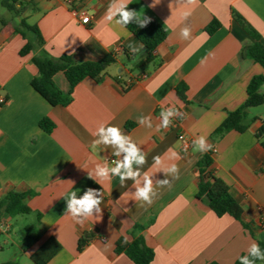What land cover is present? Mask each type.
Wrapping results in <instances>:
<instances>
[{
    "label": "crops",
    "instance_id": "crops-1",
    "mask_svg": "<svg viewBox=\"0 0 264 264\" xmlns=\"http://www.w3.org/2000/svg\"><path fill=\"white\" fill-rule=\"evenodd\" d=\"M22 1V17L9 11L7 16L0 14V98L6 99L0 104V200L11 192H32L25 202L36 219L40 215L42 232L27 251L23 241H12L22 258L31 260L53 237L62 248L48 264H135L116 252V244L121 239L131 242L137 225L155 252L154 264H234L248 253L250 244L264 234V145L257 137L264 116H255L256 122L244 133L232 130L217 138L213 133L245 102L251 79L264 75L259 63L243 56L253 40L234 18V13L241 15L264 44V0H197L195 5L155 0V7L150 6L153 0H130L129 9L158 21L168 32L155 60L140 67L135 63L145 58L142 42L128 28L116 25L115 17L113 22L104 20L111 0ZM112 2L115 6L119 0ZM81 10L91 16L87 25L74 13ZM185 11L191 14L183 19ZM22 18L38 27L44 39L39 45L35 35L24 30L35 44L25 56L20 50L27 39L16 30L23 31ZM214 19L221 27L209 34L206 27ZM185 27L190 29L188 39L181 34ZM129 45L140 50L133 53ZM43 51L55 58L67 55L74 62L98 61L110 53L118 59L99 80L79 83L68 106H51L31 85L39 75L33 57ZM129 54L137 55V60L131 61ZM54 81L64 93L70 92L63 72ZM180 83L187 85L186 101L177 95ZM170 107L180 111L179 123L159 129L160 112ZM141 116L151 117V128L138 123ZM44 118L55 124L51 133L40 127ZM101 124L120 127L146 154L145 164H133L140 172L136 181L126 178L121 185L119 177L98 182L89 178L96 164L114 167L110 159L124 156L115 157L114 150L103 144L91 147L99 139L93 133ZM181 133L192 140L188 151H183ZM200 136L212 145L213 169L229 185L250 229L230 215L217 216L197 198L198 162L206 153L193 144ZM173 151L180 159L171 158ZM174 163L178 179L168 172ZM145 173L152 180L150 206L134 198L137 188L144 186ZM88 188L103 193L102 214L80 224L65 213L64 198L71 191L79 198ZM12 221L0 216L4 224L0 236L11 237ZM83 237L88 243L80 251ZM14 257L0 264L11 260L22 264Z\"/></svg>",
    "mask_w": 264,
    "mask_h": 264
},
{
    "label": "trees",
    "instance_id": "trees-1",
    "mask_svg": "<svg viewBox=\"0 0 264 264\" xmlns=\"http://www.w3.org/2000/svg\"><path fill=\"white\" fill-rule=\"evenodd\" d=\"M1 5L16 17H22L25 6L22 0H1ZM235 20L252 38V43L245 47L243 56L254 60L264 68V44L261 41L260 34L238 13H234ZM145 27L140 28L135 22L127 25L128 28L143 44L145 49V58L135 63L140 67L155 60L156 49L166 40L168 32L166 28L154 19H148ZM19 27L16 30L27 39L26 44L20 50V55L25 56L35 50V44L24 30L32 32L39 45L44 44V39L38 27L27 24L26 19L22 18ZM221 27L219 20L214 19L207 27L209 34L215 33ZM131 61L137 60V55H127ZM117 55L110 53L98 61L74 62L69 56L64 55L59 58L51 56L47 51L33 57V62L39 70V75L31 82L33 89L39 93L51 106H68L73 101V89L86 78L99 80L106 70L117 62ZM63 72L71 85L69 93H64L55 83L54 77L57 73ZM264 75H255L248 87L247 98L245 102L235 111L229 112L223 123L214 131L213 138L221 137L229 131L235 130L239 133L246 132L257 118H250L249 109L264 105ZM187 85L180 83L177 85L176 92L178 97L186 101ZM55 124L49 118L40 121V127L47 133H51ZM264 125L257 133L259 139H263ZM264 145V139L262 141ZM214 151L211 149L206 152L198 162V193L197 198L205 202L215 214L219 217L230 215L241 221L246 229L250 225L244 223V210L235 200L230 192L229 185L219 176L214 169ZM32 192H11L0 200V216L15 218L19 215L32 214L31 208L26 204V198L32 195ZM35 223L26 226L23 238L24 251L32 248L39 242L41 232L40 215H37ZM143 227L135 226L133 240L127 242L121 239L116 244V252L125 254L135 264H154L155 252L148 247L142 235ZM254 236V235H253ZM88 243V239L81 238L78 243L79 250ZM257 244L261 250H264V234L257 238ZM61 244L53 237L45 241L32 255L31 260L34 264H48L55 255L61 250ZM248 255L245 253L242 256ZM240 257L234 264H240ZM261 260L255 261L258 264ZM2 264H18L15 260L7 261ZM209 264H218L211 262Z\"/></svg>",
    "mask_w": 264,
    "mask_h": 264
},
{
    "label": "clouds",
    "instance_id": "clouds-1",
    "mask_svg": "<svg viewBox=\"0 0 264 264\" xmlns=\"http://www.w3.org/2000/svg\"><path fill=\"white\" fill-rule=\"evenodd\" d=\"M197 0H187V4L195 5ZM130 0H119V3L114 6L112 0L107 9L104 20L107 22H113L121 28H126L130 23L135 22L140 28L145 27L149 22L145 14H141L140 11L129 9L128 5ZM156 3L153 0L151 7H155ZM191 14L190 11L183 12V19H186ZM182 36L185 39L190 37V29L185 27L182 29ZM143 45L140 46L142 48ZM130 50L133 53L138 52L140 49L129 45ZM180 115V111L176 107H170L167 110L160 112L161 122L158 125L159 129H168L172 124L171 117ZM138 123L142 126L152 127L150 116H141L138 118ZM94 136H98L99 139L92 141L91 147L97 148L98 145L110 146L114 151L112 155L120 157L121 153L124 154L123 159H114L111 161L114 167L107 166V163L96 164L95 168L88 172L89 178L98 181H110L112 177H119L120 184L122 185L126 178H130L136 181V178L140 176L139 170H133V164L143 165L146 161V154L141 152L140 147L133 142L130 135L124 134L122 129L118 126H106L101 124L98 129L93 133ZM193 144L197 146L196 150L200 153L208 152L212 149V145L207 142L205 136H200L193 141ZM171 151V150H170ZM172 159H180L179 153L172 152ZM155 162L159 164L160 157H153ZM168 172L175 173L173 179L179 178V168L174 163ZM168 184V181L161 182ZM134 198L137 201H143L147 205H151L154 202L152 180L147 173L144 174V186L137 188L134 193ZM66 211L65 213L70 215L76 222L83 224L88 218L93 216H100L102 209L100 205L103 202V193L93 188H88L83 196H77V191H71L65 196ZM248 255L240 257V264H255L257 260H264V250H261L260 246L253 242L247 249Z\"/></svg>",
    "mask_w": 264,
    "mask_h": 264
},
{
    "label": "rangeland",
    "instance_id": "rangeland-1",
    "mask_svg": "<svg viewBox=\"0 0 264 264\" xmlns=\"http://www.w3.org/2000/svg\"><path fill=\"white\" fill-rule=\"evenodd\" d=\"M0 14L4 16L8 15V10L1 5V0H0ZM262 91H264V86L262 87ZM256 109L257 110H251L249 114L250 118H254L255 116L260 117L261 115L264 116V106H259ZM36 220L37 219L34 214L19 215L13 218L12 221L13 228L11 231V237H7L6 235L0 236V260H8V258H15L14 256L17 255L18 258H21L22 264H32L31 260L25 257L22 258L20 253L16 251V245L14 246L13 242L21 243L25 235L26 226L35 223Z\"/></svg>",
    "mask_w": 264,
    "mask_h": 264
},
{
    "label": "built area",
    "instance_id": "built-area-1",
    "mask_svg": "<svg viewBox=\"0 0 264 264\" xmlns=\"http://www.w3.org/2000/svg\"><path fill=\"white\" fill-rule=\"evenodd\" d=\"M68 2H70V1L68 0ZM74 13L82 24L87 25L91 22V16L86 10L75 11ZM5 102H6L5 98H0V104H4ZM179 116L180 115L170 118L172 120L173 125H178ZM179 140L182 143L183 151H188L191 148L192 140L190 138H188L186 135H184L183 133H181L179 135ZM112 160H114V158H111L110 162ZM3 225H4L3 223H0V232L2 231Z\"/></svg>",
    "mask_w": 264,
    "mask_h": 264
}]
</instances>
